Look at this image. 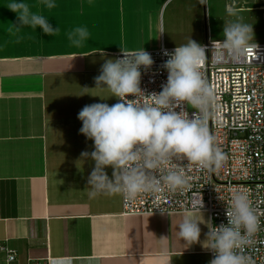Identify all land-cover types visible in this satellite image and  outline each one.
Instances as JSON below:
<instances>
[{
  "label": "crops",
  "instance_id": "1",
  "mask_svg": "<svg viewBox=\"0 0 264 264\" xmlns=\"http://www.w3.org/2000/svg\"><path fill=\"white\" fill-rule=\"evenodd\" d=\"M178 1L54 0L57 6L47 9L40 0H15L60 32L48 36L25 27L13 36L8 29L17 13L6 7L13 0H0V246L18 251L16 264L30 258L49 264H209L210 250L188 247L177 227L185 217L200 221L204 241L206 213L124 216L121 195L89 197L94 161L81 158L94 142L80 133L78 113L85 105L117 103L107 88H96L94 78L107 59H116L121 48H176L200 40L189 24L187 38L175 37L183 15L191 7L186 16L198 14L195 3ZM217 1L264 7V0ZM76 27L90 33L81 47L67 38ZM106 171L111 177L113 170Z\"/></svg>",
  "mask_w": 264,
  "mask_h": 264
},
{
  "label": "clouds",
  "instance_id": "2",
  "mask_svg": "<svg viewBox=\"0 0 264 264\" xmlns=\"http://www.w3.org/2000/svg\"><path fill=\"white\" fill-rule=\"evenodd\" d=\"M40 2L47 9L57 6L54 0ZM206 3L207 0H199L201 5ZM6 7L17 13V22L8 29L10 35H17L25 27L33 30L39 27L48 36L60 32L44 15L32 12L27 3L13 0ZM253 33V27L241 18L226 23L223 51L242 57ZM89 36L86 27H76L67 33L74 47L83 46ZM121 52L122 57L107 59L100 75L94 78L96 88H107L118 102L111 106L85 105L78 113L82 122L80 133L94 142L93 151L81 153V158L94 161L87 178L89 197L119 194L126 201H135L142 194L155 196L165 189L183 190L189 181L183 168L173 163L176 159L218 172L227 157L215 145L208 127L215 96L202 72L206 47L190 39L174 50L165 49L163 55L168 59L162 67L168 72L167 82L162 85V91L150 94L141 88V68L148 70L153 66L151 54L144 48L134 51L121 48ZM130 96L133 99H128ZM189 107L195 110L191 114ZM109 167L113 170L111 177L106 171ZM196 203L204 207L203 199ZM160 210L161 214L169 215L165 209ZM226 218V224L212 227L207 224L209 231L201 241V222L185 217L177 226L179 237L188 247L201 244L210 250L213 258L209 264H253L242 250L262 225L246 189L231 191Z\"/></svg>",
  "mask_w": 264,
  "mask_h": 264
},
{
  "label": "built area",
  "instance_id": "3",
  "mask_svg": "<svg viewBox=\"0 0 264 264\" xmlns=\"http://www.w3.org/2000/svg\"><path fill=\"white\" fill-rule=\"evenodd\" d=\"M222 42L208 40L203 44L207 58L202 72L215 96L208 127L215 145L227 157L223 167L218 172H210L176 159L173 163L183 168L188 186L175 192L165 189L155 196L142 194L135 201H126L121 195L122 214H167H161L160 209L169 214L206 213L211 220L210 227L218 226L227 223L226 207L231 191L246 189L260 214L262 228L242 252L251 257L253 264H264V42L249 43L242 57L224 52ZM165 49L175 48L162 44L159 49L146 50L155 62L148 70L141 68V88L146 94L162 91V85L167 82L168 72L162 67L168 59L163 55ZM120 57L122 53L116 56ZM187 110L190 114L195 111ZM201 199L203 208L196 203ZM0 253V264L17 263V250L3 244ZM210 256L212 259L211 251ZM28 264H49V261L30 258Z\"/></svg>",
  "mask_w": 264,
  "mask_h": 264
},
{
  "label": "rangeland",
  "instance_id": "4",
  "mask_svg": "<svg viewBox=\"0 0 264 264\" xmlns=\"http://www.w3.org/2000/svg\"><path fill=\"white\" fill-rule=\"evenodd\" d=\"M180 2L185 4L191 2L190 6H194L193 3H195L198 14L196 13L197 16L188 18L186 14H192L193 7L190 8L191 11L189 12H187L188 9H184L187 13L183 15V22H180L181 25L178 27L179 31H176L175 37L187 38V33L190 32L187 31L189 24L190 28L193 26L198 29L200 37L190 36L191 38H200L197 43L203 45L208 40L223 41L224 25L241 18L243 23L251 25L254 30L253 39L249 43L264 42V8H259V5L253 1L232 4L225 1L211 0L210 2L207 1L206 5L199 4V0H179L177 3ZM175 5V3L172 4L169 10ZM194 20L198 23H195ZM189 109L193 110L190 107Z\"/></svg>",
  "mask_w": 264,
  "mask_h": 264
}]
</instances>
